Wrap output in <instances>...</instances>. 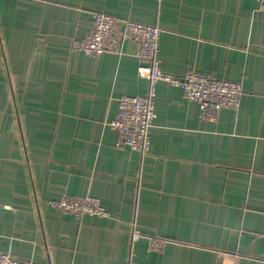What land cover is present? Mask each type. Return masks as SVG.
Instances as JSON below:
<instances>
[{
    "label": "crops",
    "instance_id": "0c3cea01",
    "mask_svg": "<svg viewBox=\"0 0 264 264\" xmlns=\"http://www.w3.org/2000/svg\"><path fill=\"white\" fill-rule=\"evenodd\" d=\"M96 11L157 24L161 70L240 81L239 106L201 119L159 80L149 151L117 146L107 123L118 98L148 81L131 39L99 55L72 48ZM63 195L98 196L110 216L50 206ZM0 252L45 264H264L258 0H0Z\"/></svg>",
    "mask_w": 264,
    "mask_h": 264
},
{
    "label": "built area",
    "instance_id": "2783aa9c",
    "mask_svg": "<svg viewBox=\"0 0 264 264\" xmlns=\"http://www.w3.org/2000/svg\"><path fill=\"white\" fill-rule=\"evenodd\" d=\"M264 10V0H258ZM160 27L136 19H117L105 12H92L91 27L80 38L72 41V48L89 55L105 51H118L120 43L131 39L138 43L137 73L147 79L144 94L123 95L118 98L117 112L107 124L117 132L115 144L146 154L151 145V128L156 117V84L159 80L178 85L188 100L198 103L201 119L214 121L223 107L237 108L240 104L242 84L240 81L213 77L196 69H188L182 77H175L160 68ZM50 206L71 213L76 217L96 215L109 217L110 212L95 195L75 197L63 195L49 201ZM131 243L141 237L135 217L130 223ZM166 240L150 236L148 247L162 250ZM0 264H45L34 260H20L9 252H0Z\"/></svg>",
    "mask_w": 264,
    "mask_h": 264
}]
</instances>
